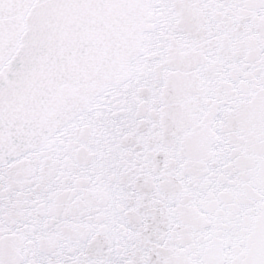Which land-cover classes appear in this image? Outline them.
Wrapping results in <instances>:
<instances>
[{
	"label": "snow or ice",
	"instance_id": "obj_1",
	"mask_svg": "<svg viewBox=\"0 0 264 264\" xmlns=\"http://www.w3.org/2000/svg\"><path fill=\"white\" fill-rule=\"evenodd\" d=\"M0 264H264V0H0Z\"/></svg>",
	"mask_w": 264,
	"mask_h": 264
}]
</instances>
